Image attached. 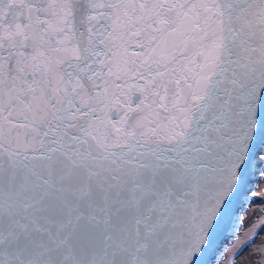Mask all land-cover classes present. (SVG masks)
Returning <instances> with one entry per match:
<instances>
[{
	"label": "snow or ice",
	"instance_id": "6c2138e0",
	"mask_svg": "<svg viewBox=\"0 0 264 264\" xmlns=\"http://www.w3.org/2000/svg\"><path fill=\"white\" fill-rule=\"evenodd\" d=\"M0 264H264V0H0Z\"/></svg>",
	"mask_w": 264,
	"mask_h": 264
}]
</instances>
